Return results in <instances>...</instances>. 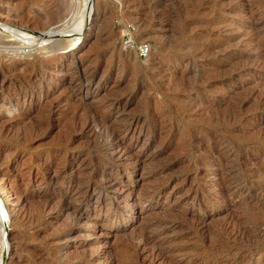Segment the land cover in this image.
Wrapping results in <instances>:
<instances>
[{"label":"rangeland","instance_id":"1","mask_svg":"<svg viewBox=\"0 0 264 264\" xmlns=\"http://www.w3.org/2000/svg\"><path fill=\"white\" fill-rule=\"evenodd\" d=\"M0 178L4 264H264V0H0Z\"/></svg>","mask_w":264,"mask_h":264},{"label":"bare ground","instance_id":"2","mask_svg":"<svg viewBox=\"0 0 264 264\" xmlns=\"http://www.w3.org/2000/svg\"><path fill=\"white\" fill-rule=\"evenodd\" d=\"M57 15V14H56ZM55 16V15H54ZM57 16H59V15H57ZM56 16V17H57ZM90 16V15H89ZM89 16H87V18L89 17ZM96 17H94V19H95ZM54 19V18H53ZM92 19V18H91ZM10 21V20H9ZM88 21V20H87ZM56 22V21H55ZM93 23V22H92ZM45 24V23H44ZM29 25V24H28ZM64 25V24H63ZM27 26V25H26ZM49 26V25H48ZM62 26V25H61ZM83 27V26H82ZM16 28H17V26H16ZM31 28V27H30ZM29 28V29H30ZM57 28H59V27H55V28H51V29H49V31H46V32H42V33H40L38 36H37V39H35L34 37H31V34H30V36L27 34L28 33V31L26 30V28H24V29H20L19 31H18V33H19V36H15L17 39H16V41H18V39L21 41V42H24L25 41V43L27 42V46H25V47H23V49H28V52H27V54H30L31 53V47H34L35 46V44L37 45V44H39L40 45V47H44V46H46L47 45V43L48 44H50L49 42H51L52 43V41L50 40V38L51 37H53V36H55V35H57V34H59V33H61V32H65V31H59V30H56ZM97 28V27H96ZM44 29V28H43ZM31 30V29H30ZM46 30V29H45ZM97 30V29H96ZM35 31V30H34ZM88 31V30H87ZM71 32V31H70ZM69 33V32H68ZM95 33V32H94ZM11 34V33H10ZM16 34V33H15ZM96 34V33H95ZM23 36H26V38H24L25 40H23L21 37H23ZM83 36V35H82ZM92 36V35H91ZM97 36V35H96ZM2 37V36H1ZM14 37V36H13ZM75 37H77V36H75ZM84 38V37H83ZM11 39V38H10ZM14 39V38H13ZM66 39V38H65ZM75 39V38H74ZM78 39H80V37H77V40ZM69 40V39H68ZM11 41V40H10ZM9 41V42H10ZM62 40H58L57 41V44L58 43H62L61 42ZM67 41V40H66ZM65 41V42H66ZM72 41V40H71ZM64 42V43H65ZM73 42V41H72ZM77 42H80V41H77ZM31 43L33 44L34 43V46H31ZM55 43V42H54ZM53 43V44H54ZM67 43H69V42H67ZM66 43V44H67ZM18 44V43H17ZM51 45V44H50ZM56 45V44H55ZM72 45V44H71ZM69 46V45H68ZM78 47V46H77ZM44 48H46V47H44ZM47 50H52V51H56V50H62V49H65V47L62 45L61 47L59 46L58 47V49L56 48V46H55V50H53L52 49V47L51 46H47ZM54 48V47H53ZM68 48V47H67ZM32 49H34V48H32ZM22 50V49H21ZM35 50V49H34ZM30 52V53H29ZM55 53V52H54ZM63 53H64V51H63ZM55 55V54H54ZM23 56V55H22ZM25 56H29V55H25ZM53 56V55H52ZM54 57V56H53ZM20 59V58H19ZM124 105V104H123ZM122 105V106H123ZM122 109V108H121ZM124 109V108H123ZM45 117V116H44ZM47 117V116H46ZM137 120V119H136ZM103 121V120H102ZM97 122V121H96ZM94 123V122H93ZM136 123V122H135ZM139 123V122H138ZM138 123H137V125H138ZM100 124V123H99ZM123 124V123H122ZM127 124V123H126ZM121 126V125H120ZM130 126V125H129ZM122 127V126H121ZM123 127H125V126H123ZM127 127V126H126ZM135 127V126H134ZM133 127V128H134ZM132 128V129H133ZM119 129H121L120 127H119ZM128 130H129V128L127 127V128H125V131H126V133L128 132ZM140 130V129H139ZM102 131V130H101ZM91 133V132H90ZM134 133V132H133ZM113 136H114V134H112ZM117 137V136H116ZM109 139V138H108ZM59 172V171H58ZM56 175V174H55ZM64 175V174H63ZM59 176V175H58ZM53 177V176H52ZM1 179V178H0ZM52 179V178H51ZM56 179V178H55ZM103 179V178H102ZM3 180V179H2ZM77 181V180H76ZM104 181V180H103ZM4 182V181H3ZM2 182V183H3ZM78 182V181H77ZM1 183V184H2ZM60 183V182H59ZM109 183V182H108ZM116 183V182H115ZM82 184V183H81ZM112 184V183H111ZM110 184V185H111ZM106 185V184H105ZM3 186V185H2ZM88 186V185H87ZM107 186H109L108 184H107ZM106 186V187H107ZM60 187V186H59ZM80 187V186H79ZM93 187V186H92ZM100 187V186H99ZM103 187V186H102ZM43 188V187H42ZM75 188H76V186H75ZM104 188V187H103ZM109 188V187H108ZM112 188V187H111ZM2 189H4V188H2ZM6 189V188H5ZM77 189V188H76ZM94 189H95V187H94ZM1 190V189H0ZM75 190V189H74ZM87 190V189H86ZM97 190V189H96ZM103 190V189H102ZM6 191V190H5ZM70 191V190H69ZM92 192V191H91ZM3 194H4V192H2ZM9 193H11V192H9ZM85 193V192H84ZM79 194H82V193H79ZM85 195V194H84ZM80 196V195H79ZM2 197V196H1ZM3 197H4V195H3ZM7 197V196H6ZM64 197V196H63ZM85 197V196H84ZM9 198V197H8ZM81 198V197H80ZM87 198V197H86ZM5 199V198H4ZM3 199V200H4ZM7 199V198H6ZM61 199V198H60ZM64 200V199H63ZM68 200V199H67ZM83 200V199H82ZM45 201H47V200H45ZM70 201H72V199L70 200ZM7 202V201H6ZM49 202H51V201H49ZM53 202V201H52ZM69 202V201H68ZM71 203V202H70ZM6 204V203H5ZM67 204V203H66ZM1 205V204H0ZM3 205V204H2ZM7 206V205H6ZM67 206V205H66ZM57 207V206H56ZM68 207V206H67ZM71 207V206H70ZM111 207V206H110ZM84 209V208H83ZM9 210V209H8ZM74 212V210H72V213ZM76 212V211H75ZM83 213V212H82ZM74 214H76V213H74ZM73 214V215H74ZM0 216H1V220H0V242L2 243V245H3V252H2V255H1V257H0V264H4V260H5V255H6V253H7V251H8V248H9V243H8V241H7V235H6V228H5V225L7 224V220H8V218H9V215H8V212H7V209L4 207V205L3 206H1L0 207ZM72 216V215H71ZM75 216H77V215H75ZM69 217V216H68ZM81 217V216H80ZM78 218V217H77ZM9 221V220H8ZM13 221V220H12ZM73 221V220H72ZM77 221V220H76ZM11 223V222H10ZM78 223V222H77ZM157 223V222H156ZM90 224V223H89ZM157 226V225H156ZM9 228V227H8ZM149 234V233H148ZM151 234V233H150ZM157 236V235H156ZM153 237L154 236H148V235H145V237H144V241H147V242H149V240H152L153 239ZM150 243V242H149ZM148 243V244H149ZM151 244V243H150ZM149 244V245H150ZM1 245V246H2ZM152 245V244H151ZM156 247V246H155ZM134 249V248H133ZM157 249H159V248H157ZM134 254V253H133ZM127 255V254H126ZM84 256H85V254H84ZM10 257V256H9ZM76 259L78 258V257H75ZM84 258V257H83ZM8 259V258H7ZM73 259V258H72ZM79 260V259H78ZM134 260H136V259H134ZM9 263V262H8Z\"/></svg>","mask_w":264,"mask_h":264},{"label":"built area","instance_id":"3","mask_svg":"<svg viewBox=\"0 0 264 264\" xmlns=\"http://www.w3.org/2000/svg\"><path fill=\"white\" fill-rule=\"evenodd\" d=\"M126 31V34L123 36V38L126 37L123 41L124 45L134 51L138 58L145 59L150 53V45L145 41L139 42L133 39L131 26H129Z\"/></svg>","mask_w":264,"mask_h":264}]
</instances>
